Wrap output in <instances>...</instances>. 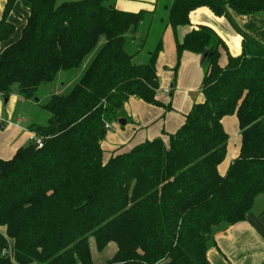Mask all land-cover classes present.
Returning a JSON list of instances; mask_svg holds the SVG:
<instances>
[{"label": "trees", "instance_id": "1", "mask_svg": "<svg viewBox=\"0 0 264 264\" xmlns=\"http://www.w3.org/2000/svg\"><path fill=\"white\" fill-rule=\"evenodd\" d=\"M17 1L29 15L0 52V94L16 88L33 99L42 84L93 57L68 91L50 95L47 122L29 125L43 146L30 141L0 157V264H94L90 237L99 251L116 243L107 264H211L215 233L245 220L264 195V44L231 13L264 16V0H168L175 76L185 51L208 54L204 100L167 140L146 139L108 160L102 141L113 122L127 119L131 96L171 109L157 98L163 39L136 62L147 41L141 25L155 11H126L110 0H5L0 42L16 31L9 16ZM202 7L231 20L243 37V52L229 53L225 66L221 49H229L212 27L177 38ZM228 115L239 120L241 146L223 175Z\"/></svg>", "mask_w": 264, "mask_h": 264}, {"label": "crops", "instance_id": "2", "mask_svg": "<svg viewBox=\"0 0 264 264\" xmlns=\"http://www.w3.org/2000/svg\"><path fill=\"white\" fill-rule=\"evenodd\" d=\"M4 5L5 0H0V17ZM120 8L122 10H134L137 6H120ZM153 8L154 3L150 1L136 11L141 9L153 11ZM231 13L233 19L241 23L255 22L257 27L247 32L264 44V32L261 33L262 30L264 31V16L241 15L233 10ZM28 15V10L23 7L20 1H17L9 16L10 21L16 26V31L10 39L0 42V52L20 37ZM191 21L192 25L178 27L177 38L182 41L186 33L199 25L212 27L224 39L229 49L228 52L225 49H221L219 59L221 66L227 64L229 53L233 56H238L243 52V37L230 30L227 18L217 17L210 9L202 7L191 13ZM176 63V36L173 28L169 27L165 32L163 48L157 59V72L160 79V89L157 98L165 105H170L171 109L158 106V110L152 112L153 109L150 110L148 106L153 104H149L136 96H131L125 106L127 123L121 125L119 122H113L105 139L102 141L105 159H109L112 155L126 152L146 139H153L159 136L167 139L168 133L175 132L184 123L186 114L192 109L194 104L204 100V94L201 89L206 73L204 71L203 54L185 51L175 76L173 68ZM186 68L194 71V76L187 85L182 80V75ZM80 75H73L70 77L69 82H62V88L66 90L65 87L68 88L73 85L74 80H77ZM175 77L176 84L174 85ZM197 89L201 93L196 94ZM173 95L174 99H171L170 97ZM145 111L148 113H143ZM128 118L134 121L130 127H128L130 124ZM223 125L229 134L227 155L219 165V171L224 175L232 161L240 154L241 130L236 115L225 116ZM15 151L17 149L14 150L12 156ZM255 208L258 210H255ZM215 240L217 246L211 247L207 252V257L211 264H264V195L256 197L254 205L247 212L245 220L219 229L215 233Z\"/></svg>", "mask_w": 264, "mask_h": 264}, {"label": "rangeland", "instance_id": "3", "mask_svg": "<svg viewBox=\"0 0 264 264\" xmlns=\"http://www.w3.org/2000/svg\"><path fill=\"white\" fill-rule=\"evenodd\" d=\"M63 1L68 0H58L59 3ZM110 1L114 2L115 6L119 9H121L120 6H137V8H134V10L123 9L126 11H136L150 1L154 3L153 10L155 11V14L152 17H146L140 28V32L143 35L147 36V41L144 45V48L142 49V53L136 58V62L147 61L149 51L154 50L161 39L164 40L165 32L167 31V29H169V27H171L168 25V14L165 8L168 0ZM234 21L244 32H249L250 30H253L257 27V24H255V22L244 24L236 20ZM228 23L230 25V30L237 34L238 31L236 30V26H234L233 22L228 19ZM263 32L264 31L262 30L261 33ZM92 57L93 55H89L85 59L84 65L79 71H76L75 73L61 72L54 82L42 84L37 91V95L33 99L28 100L23 98L21 95H19L16 88L12 91L9 97H5L0 94V157L9 159L12 156L14 150L26 145L31 141L30 134L33 133H31L28 129L29 125L32 123L45 124L47 122L50 114L43 107V105L49 100L50 95L52 93H63L68 91L72 85L68 88L65 87L66 90H64L61 83L66 81L69 82L70 77H72V75L76 73V75H80L84 71L86 65L90 63ZM206 70L207 65H204V71L206 72ZM193 76L194 71L192 69L186 68L182 75L183 83L187 85L188 82L193 78ZM75 81L76 80H74V82ZM199 93L201 92L199 91V89H197L196 94ZM170 98L174 99V95ZM148 107L150 108V110L153 109L152 112L158 110L159 108L158 106L154 105H149ZM143 113L147 114L148 112L145 111ZM149 114H151V112H149ZM119 120H117L116 122H119ZM129 123L130 124L128 125V127H130L131 124L134 123V121L129 119ZM255 210L258 209L255 208ZM89 243L94 264H107L108 260L111 259L116 252L117 245L115 242H110L103 251H99L97 249L94 237L89 238Z\"/></svg>", "mask_w": 264, "mask_h": 264}, {"label": "built area", "instance_id": "4", "mask_svg": "<svg viewBox=\"0 0 264 264\" xmlns=\"http://www.w3.org/2000/svg\"><path fill=\"white\" fill-rule=\"evenodd\" d=\"M30 138H31V141H34L37 144L38 147H42L43 146L42 138L36 136L35 134H32L30 136Z\"/></svg>", "mask_w": 264, "mask_h": 264}, {"label": "water", "instance_id": "5", "mask_svg": "<svg viewBox=\"0 0 264 264\" xmlns=\"http://www.w3.org/2000/svg\"><path fill=\"white\" fill-rule=\"evenodd\" d=\"M207 56H208V54L205 52V53L203 54V62H205V59L207 58ZM126 122H127V120H126L125 118H121V119L119 120V123H120L121 125H125Z\"/></svg>", "mask_w": 264, "mask_h": 264}]
</instances>
